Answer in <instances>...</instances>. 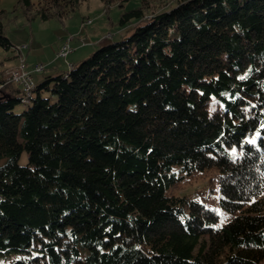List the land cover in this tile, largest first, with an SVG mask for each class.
Masks as SVG:
<instances>
[{"label": "trees", "instance_id": "obj_1", "mask_svg": "<svg viewBox=\"0 0 264 264\" xmlns=\"http://www.w3.org/2000/svg\"><path fill=\"white\" fill-rule=\"evenodd\" d=\"M83 1L18 4L62 20ZM120 24L27 102L0 80V264H264V0H177ZM208 169L223 212L169 192Z\"/></svg>", "mask_w": 264, "mask_h": 264}, {"label": "rangeland", "instance_id": "obj_2", "mask_svg": "<svg viewBox=\"0 0 264 264\" xmlns=\"http://www.w3.org/2000/svg\"><path fill=\"white\" fill-rule=\"evenodd\" d=\"M176 4L177 0H113L109 4L103 0H86L62 20H44L39 17L30 20L18 0H0V8L9 12L5 31L13 43L10 49L0 46V80L7 79L9 69L17 66L21 59L29 67L44 65L43 70L33 71L35 82L47 74L66 71L72 63L90 56L99 45L122 39L131 33L132 29L127 31L120 24L124 11L142 7L149 17L153 12L168 10ZM88 19L91 20L90 23H86ZM132 21V24L136 23L135 20ZM69 35L74 36L72 51L68 56L59 55L58 52ZM23 108L22 103L17 106L18 110ZM27 160L28 153L25 151L20 162L26 163ZM216 174V169L194 173L172 186L169 192L196 197L223 212L219 207L217 191L214 190Z\"/></svg>", "mask_w": 264, "mask_h": 264}, {"label": "built area", "instance_id": "obj_3", "mask_svg": "<svg viewBox=\"0 0 264 264\" xmlns=\"http://www.w3.org/2000/svg\"><path fill=\"white\" fill-rule=\"evenodd\" d=\"M90 19L86 20V23H90ZM74 36L69 35L64 44L62 45L59 55L67 56L69 52L72 51L71 42ZM21 49V48H20ZM44 65L37 64L34 67H29L24 59L17 64V66L12 67L7 72L8 78L7 81H12L19 84L22 87L24 94H30V86L32 83H35L33 79V71L43 70ZM2 84H0V87Z\"/></svg>", "mask_w": 264, "mask_h": 264}, {"label": "bare ground", "instance_id": "obj_4", "mask_svg": "<svg viewBox=\"0 0 264 264\" xmlns=\"http://www.w3.org/2000/svg\"><path fill=\"white\" fill-rule=\"evenodd\" d=\"M34 86H35V83H32L31 86H30V94L32 93V90H33ZM30 94H23L22 100L24 102H27L29 100Z\"/></svg>", "mask_w": 264, "mask_h": 264}, {"label": "crops", "instance_id": "obj_5", "mask_svg": "<svg viewBox=\"0 0 264 264\" xmlns=\"http://www.w3.org/2000/svg\"><path fill=\"white\" fill-rule=\"evenodd\" d=\"M37 65V64H36ZM34 66V65H33ZM32 68V67H31ZM7 70V69H6ZM5 70V71H6ZM5 83H2V87L0 88V94H3V87L5 88L6 86H7V84H5ZM4 85V86H3ZM5 91H7V87H6V90Z\"/></svg>", "mask_w": 264, "mask_h": 264}, {"label": "snow or ice", "instance_id": "obj_6", "mask_svg": "<svg viewBox=\"0 0 264 264\" xmlns=\"http://www.w3.org/2000/svg\"><path fill=\"white\" fill-rule=\"evenodd\" d=\"M252 143H255V141H251Z\"/></svg>", "mask_w": 264, "mask_h": 264}, {"label": "water", "instance_id": "obj_7", "mask_svg": "<svg viewBox=\"0 0 264 264\" xmlns=\"http://www.w3.org/2000/svg\"><path fill=\"white\" fill-rule=\"evenodd\" d=\"M0 98H1V96H0Z\"/></svg>", "mask_w": 264, "mask_h": 264}]
</instances>
